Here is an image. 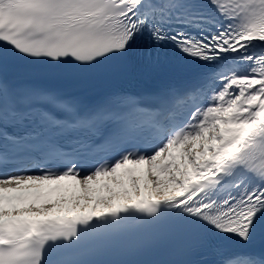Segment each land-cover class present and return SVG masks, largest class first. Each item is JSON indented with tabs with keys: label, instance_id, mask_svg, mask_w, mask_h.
Here are the masks:
<instances>
[{
	"label": "snow or ice",
	"instance_id": "1",
	"mask_svg": "<svg viewBox=\"0 0 264 264\" xmlns=\"http://www.w3.org/2000/svg\"><path fill=\"white\" fill-rule=\"evenodd\" d=\"M164 66L186 78L75 87ZM128 241L264 264V0H0V264Z\"/></svg>",
	"mask_w": 264,
	"mask_h": 264
}]
</instances>
